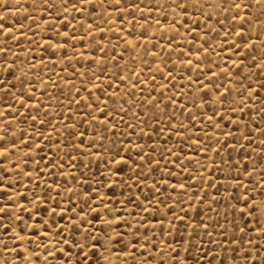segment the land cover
<instances>
[{
    "label": "snow or ice",
    "instance_id": "1",
    "mask_svg": "<svg viewBox=\"0 0 264 264\" xmlns=\"http://www.w3.org/2000/svg\"><path fill=\"white\" fill-rule=\"evenodd\" d=\"M141 2L142 0H31L27 4L34 12L42 11L47 17L43 31L51 29L61 42L43 40V43L50 46L53 50L51 55L56 56L57 60L61 59L59 53L64 51L62 60L67 63L62 70L72 68V78L77 75L84 77L81 88H76L70 80V91L75 89L76 96L81 91L86 92V103L81 107L95 112L84 111L70 117L57 113L62 120H71L70 123L63 124V131L58 127L59 122H54L55 116L52 119L47 118L51 115L50 104L37 98L33 91L35 85L26 79L27 74L17 63L22 57L11 47L13 41L16 42L15 48L20 47L17 31L26 36L27 33L22 31L24 26H17L13 22L8 27V17L0 15V37H6L0 41V120L3 121L0 123V264H51L49 257L55 259L57 253L62 258L61 264H108L109 256L113 252L110 245L125 241V233L132 239L123 244L124 255L134 264H150V261L151 264H264V0H167V7L175 13L171 17V23L169 15L164 14L152 24L149 21L152 20L154 11H162L164 5L157 0L151 6L145 4L141 7ZM17 5L20 8L25 7L24 4H19V0L12 5L7 0H0V8H4L6 12ZM86 12L92 20L91 24L81 19ZM193 12L196 13L195 16ZM70 13L76 15H71L69 19ZM113 13L118 14V20ZM144 13H148L144 17L145 23L139 25V28L144 29L143 32H138L135 25L130 31H124L119 26L115 29L122 33L118 37L123 45L119 57L105 48L103 39H97L95 33L103 36L104 30L96 23V16H101L105 25L110 26L115 22L123 26L127 24L129 16L136 20ZM177 16L182 18L177 20ZM56 17H59L58 21ZM24 18L31 20L32 24L38 23V17L34 18L31 13ZM72 21L80 25L79 30L83 36L74 34L77 28ZM212 21H215V25ZM181 29L185 31L182 33ZM28 30L31 31V27ZM213 33L216 42H212ZM85 38L89 40L83 45L88 51L87 57L84 51L72 48V42L83 41ZM152 38L155 42L149 48L147 41ZM30 42L40 47L37 41ZM69 48H72V56L66 51ZM138 48H143L144 56L151 58V63L147 59L136 62L138 57L133 54ZM27 51L30 50L25 49ZM44 52L48 54L49 48H44ZM173 52L179 53L181 58L179 65L174 64L172 70H169L168 62ZM228 52L231 53L230 58L220 56V53ZM100 53L103 55L98 57L97 54ZM125 53L132 56L134 66L131 68H128L127 61L121 67L120 61L124 59ZM165 54L168 55V60L162 59ZM216 56H220L219 61L212 59ZM73 58H76L77 63L85 58L89 61L88 65L82 64V68L91 74V81H88L85 71L77 72L75 64L72 63ZM111 61H115L117 73L110 74L106 67H99ZM160 63H163V68L159 66ZM209 63L211 66H208ZM153 65L156 67L153 68ZM92 66H97L98 71H93ZM141 66L152 81L147 93L144 89H139L143 96L142 103L133 99L136 92H132L130 96L125 92L124 96L128 98H121L122 103H110L113 97L120 96V92L117 90L109 93L104 87L105 78L112 80V76H115V80L107 88L115 86L118 89L117 82L128 89H136L138 85L148 88V81L141 74ZM125 70L128 75H122ZM156 75L168 81L171 87L160 84L158 90ZM181 75L187 82L184 92L178 85L172 84ZM130 77L135 78V83H132ZM95 81H100V84L97 85ZM52 87L55 88L56 85ZM92 89L99 94H94ZM173 89L180 101L187 95L193 108L203 109L208 103V97L212 103L218 105L211 109L210 115L201 113L203 120L198 122L204 124L206 121L205 127L210 130L211 135L202 127L200 131L205 134L195 143L197 153H203V159L210 160L213 166L209 170L207 163L201 164L194 157H189L188 163L184 164L181 160L183 152L177 155L173 149L165 147L160 152V158L165 161L163 169L167 173V179L157 180L152 174L161 169L160 161L156 157L160 150L149 145L148 141L156 144L168 132L179 134L181 130L190 131L183 121H178V128L170 126L177 117V111L180 115L190 111L187 103H177L173 96L166 95V92ZM152 93H156V96ZM197 93H202L199 104L191 99ZM42 94L51 101L52 97L47 90ZM65 100L66 103H61L60 108L67 109L69 113L72 112L69 105L80 104L79 100L69 99L67 96ZM161 105L164 107L161 108ZM137 107L140 112L133 111ZM170 108L177 111L169 114L167 110ZM149 111L153 115L149 116ZM161 112L168 117L166 127L159 126V121L163 119ZM253 112L259 117V122L250 119L249 114ZM125 116L129 119L125 120ZM146 116L149 119H145ZM188 120H197V117L192 114ZM21 123L27 124L31 132L21 128ZM77 123L80 127H77ZM153 123L157 125L155 129L152 128ZM137 128H140V134L137 133ZM54 133L64 138L59 142L61 151L65 147L71 149L68 152L70 159L65 163L70 169L81 173L79 177H72L78 183L83 184L86 181L83 180L81 167L74 163L72 152L77 157L95 160L103 158L105 171L111 173V176L106 175L103 180L95 181L101 188L112 190L113 186L119 187L122 182L120 173L124 171L123 166H126L130 179L134 181L141 195L148 189L155 190V193H160L165 198L161 200L156 195L151 198L143 196L141 203L136 204V200L140 199V196H136L126 202L118 201L121 209L117 210L111 203L105 202L99 189L91 186L89 191L83 193L72 188H65L64 193H61L59 189L63 184L55 181L49 184L47 179H43L33 155L37 149L39 152L48 149L51 153L49 145L52 144L51 137ZM254 133L262 138L256 148L252 147L256 143L252 138ZM134 135H138L139 139L134 140ZM24 149L28 150L27 153ZM210 152L215 155L209 157ZM234 152H239V160L234 159ZM256 155L259 156L258 160L254 159ZM173 156L175 159H171ZM41 159L44 157L41 156ZM193 163L199 165L195 169L199 175L191 171L189 166ZM32 164L37 167L27 171ZM80 164L91 170L84 160ZM169 164L176 167L179 173L187 171L188 179L197 183L172 184L171 181L177 179V176L168 168ZM59 167L58 160H49L47 164V168L53 171ZM209 171L210 176L206 175ZM34 174L35 179H43V195L29 189V185L34 182ZM253 176L257 178L252 179ZM246 178L248 182H245ZM67 179L64 175L65 182ZM148 179L154 181L151 188L148 187ZM25 180L27 183L22 188L21 184ZM123 183L128 184V181ZM142 184L143 188L140 187ZM157 184H161V188H157ZM229 184L232 185L231 188L228 187ZM36 187L39 188L40 185L37 184ZM190 187H195L198 191L190 193ZM208 188L215 189V195L210 194L206 190ZM221 188L225 191H221ZM177 189L180 190L178 203L177 199L166 195L168 192H176ZM52 191L58 196L65 195L67 198L63 203L69 204V207L65 208L60 201H54L49 195ZM81 199L87 211L80 206ZM97 201V206H91ZM54 202L56 207H53ZM221 202L227 205L225 214L214 207ZM44 205L47 207H42ZM200 205H205L215 216L209 215L200 219ZM129 206L148 213V217L136 221L135 228L125 215ZM76 208H79L78 212ZM69 211L74 213L75 218L67 215ZM153 211L160 215L153 217ZM46 214H51L50 222L44 219ZM56 215L61 220L66 218V222L59 224L55 219ZM152 219H155V224H152ZM176 222L182 224L187 235L169 245L165 237L171 238L173 231H180ZM97 224L106 226L103 228L102 239L98 235ZM157 227L161 235L158 237L159 243L153 245L151 235ZM77 234H80L79 238ZM205 237L206 242L211 245L209 248L204 247ZM149 246L153 248L152 253L147 251ZM73 251L78 253L75 261L72 259ZM137 253L144 258L142 261L137 260Z\"/></svg>",
    "mask_w": 264,
    "mask_h": 264
},
{
    "label": "rangeland",
    "instance_id": "2",
    "mask_svg": "<svg viewBox=\"0 0 264 264\" xmlns=\"http://www.w3.org/2000/svg\"><path fill=\"white\" fill-rule=\"evenodd\" d=\"M156 2H157V0H142L141 7H144L145 4H148L149 6H151V5L155 4ZM7 3L9 5L16 4V0H7ZM28 3H31V0H19V4H24L25 7L20 8L17 5L16 7H12L9 12H6L4 10V8H0V15L8 17V24L6 25L8 27H10L13 22H15L17 24V26H20V25L24 26L22 31L27 33L26 36L21 35L20 32L17 31V35L19 36V39H20V47L15 48V43H16L15 41L12 42L11 47L13 48L14 52H16L20 57H22L21 59H19L17 61V63L20 66H22L23 72L27 74L26 79L35 85V87L33 88V91L35 92L37 98L40 99L41 101H44V102L50 104L49 111H50L51 115H49L47 118L52 119L53 116H55L56 120L54 122H59L58 127L60 128L61 131H63V124L70 123L71 120L70 119L62 120L61 116L57 115V113H61V115L65 116V117H70L73 114H80L84 111H93L94 114H95V112L92 109H87V108L81 107L82 104L86 103V101L84 100V97L87 95L86 92L81 91L80 95L76 96L75 89L70 91L71 84L69 83V81L71 80L72 83L75 84L76 88H81V82L84 81V77L77 75L76 78H72V72H73L72 68H67V70H62L64 65L67 63V61L62 60V57L64 55V51H61L59 53L61 59L57 60L56 56L51 55L53 50L50 48V46L45 45L43 43V40H54L57 43H59L61 41L59 40V38L56 37V33L54 31H51V29H49L48 31H43L44 20L47 19V17L45 16V14L42 11L37 13V12H34L32 9L28 8L27 7ZM160 3L164 5L163 10L162 11H154L153 18L151 21H149V24L154 23L156 18H159V17L163 16L164 14L169 15V17H170L169 23H171V17L173 15H175V13L173 12V10L171 8L167 7V0H160ZM28 13H31L34 18L38 17V23L37 24H32L31 20H26L24 18ZM71 15H76V14L70 13L69 19H71ZM146 15H148V13L141 14L140 16H138L136 18V20H133L132 17L129 16L127 18V20H128L127 24H125L123 26L118 25L115 22L110 26L105 25L103 22V18L101 16H96L95 17L96 23L100 24L102 30H104V35L101 36L99 33H95V35H96L97 39H103L104 40V46L110 53H112L116 57H119L121 54L123 45L121 43V40L118 39V37H120L122 35V33L117 32L115 29L119 26V27H122L124 31H130L132 26L135 25L138 32H143L144 29L139 28V25L145 23L144 17ZM193 15L195 16L196 13L193 12ZM113 16H115L117 20L119 19L118 14L113 13ZM181 18H182L181 16L176 17L177 20H179ZM81 19L84 21H87L88 24L92 23V20L88 18L87 12L85 13V16L82 17ZM221 19H223V18L221 17ZM56 20L58 21L59 17H56ZM72 23L76 24V28H77V30L74 34L77 35L78 37L83 36V33L79 30L80 25L76 21H72ZM212 23H213V25H215V21H212ZM178 26L179 25L177 24V27ZM29 27H31V29H32L31 31L28 30ZM109 27L111 28V30H107ZM229 27H231V25H229ZM65 30L71 31L70 29H65ZM14 31H16V30L14 29ZM184 31H185L184 29H181L182 33ZM33 33H35V35H33ZM157 35H159V34H157ZM212 37H213L212 42H216L215 33L212 34ZM4 39H6V37H0V41H3ZM32 40L37 41V44H39L40 47H37L36 45L32 44L30 42ZM109 41H111V43H109ZM88 42H89V40L87 38H85L83 41L72 42V48H75L79 51H84L85 57H87L88 51H87V49H85L83 47V45L87 44ZM154 42H155L154 38L149 39L147 41L148 47L151 48V46ZM174 47H175V45H174ZM44 48H49L48 54H45ZM72 48L66 49V51L68 52V55H70V56H72V54H73ZM25 49H29L30 51L25 52ZM189 51H191V48L189 49ZM217 51L219 52V49H217ZM9 55L11 57V53ZM97 55L99 57V55H103V53H100ZM133 55L138 57V59L136 61L137 63H140L142 60H145V59H147L148 63L152 62L151 58H146L144 56L143 48H138ZM220 56L230 58L231 53L230 52L220 53ZM220 56L212 57V59L219 61ZM33 57H35L36 59L33 60ZM180 58L181 57H180L179 53L173 52L172 58L168 62V69L172 70V67L174 64L179 65ZM162 59L168 60V55L165 54L162 57ZM29 61H31L32 63L30 64ZM41 61H43V64H41ZM126 61H127L128 68H131L134 66L132 63V56H130L128 53H125L124 59H122L120 61L121 67L124 66ZM9 63H11V58L9 59ZM72 63L75 64L76 70H77V72H79V71H85L84 68H82V64L88 65L89 61L85 58L81 61V63H77L76 58H73ZM114 65H115V61H111L108 64H101V65H99V67H106L109 70L110 74L111 73H117L118 70ZM159 66L161 68H163V63H160ZM208 66H211V64L209 63ZM249 66H251V62H249ZM155 67H156V65H153V68H155ZM92 68H93V71H98L97 66H92ZM33 72L35 73L34 75H33ZM53 73H55V74H53ZM141 74H142L143 79L148 81V88H145L144 85H138L136 89H128L124 84H120L119 82H117L119 84L118 89L115 86L113 88H107V85L109 83H112L113 80H115V76H112V80L105 78L104 87L107 89V91L109 93L117 91V90H119V92H120V96L113 97V100L110 103H114L115 101H120L122 103L121 98H123V99L128 98V97L124 96L125 92H128L129 96L131 95L132 92H136V96L133 97V99H135L137 101V103H142L143 96L140 94L139 89H144V92L147 93L148 89L152 85V81L149 79V74H145L143 72L142 66H141ZM122 75H128V71L125 70L122 73ZM174 75H175V73H174ZM85 76L87 77L88 81H91V74L90 73L85 71ZM49 77H50V79H49ZM22 78H24V77H22ZM193 78L195 79V77H193ZM130 79L132 80V83H135L134 77H130ZM155 79L157 82L156 87L158 90H159L160 84H165L167 87H171V85L168 84V81L164 80L160 75H156ZM254 79H255V77H254ZM95 83L97 85H99L100 81H95ZM185 83H187V82L183 79L182 75L177 76V79L172 81V84L178 85L182 92L186 91L184 89ZM52 85H56V87L53 88ZM89 87H90V85H89ZM37 89H39V91H37ZM57 89H59V91ZM45 90H47L49 95L52 97L51 101L48 100L47 96H44L42 94ZM92 91L94 92V94H97V95L99 94V93L95 92V89H92ZM61 92L63 93V95H61ZM152 95L156 96V93H152ZM166 95L173 96L174 99L177 101V103H187L188 107L190 109V111L184 112L183 115H180L179 111H177L174 108L168 109L167 111L169 112V114H171L172 111H177V117L172 120V123L170 126L174 129L178 128L179 127L178 121H183L185 124L188 125L190 131L185 132V131L181 130L179 132V134H174V133L168 132L167 135H164L161 138H159L158 142L156 144H152V141H148L149 145H151L152 147L159 148V150H160L156 153V157L160 161L161 169L159 172H154L152 175L155 176V178L157 180L167 179V173L164 172V169H163V165H164L165 161L160 158V152H162L165 147L173 149V151L177 155H179L181 152H183V156L181 158L182 163L187 164L188 158L194 157V159L200 161L201 164L207 163L209 170H211L213 163L210 160H204L203 159V155H204L203 153H197L196 148H195V143H196V140L199 139L200 136L205 134L204 132L200 131V129L202 127L205 129V132H208V134L211 135L210 130L205 127V124L207 122L205 121L204 124H201L198 122V121L203 120V116L201 115V113L206 112L207 114L210 115L211 109L218 107V105H216L215 103H212L211 98L208 97V98H206L208 100V103L205 104L204 108L198 109V108L192 107L191 103L189 102V97L187 95L184 97L183 101H180L179 96H177L175 94V89H173L172 91L166 92ZM200 95H202V93H197L195 96H192L191 99L196 100L197 104H199L200 103V100H199ZM65 96H67L69 99H76V100L80 101V104L73 103V104L69 105V107L72 109L71 113H69L67 111V109L62 110L60 108L61 103H66ZM158 98L159 97H157V99ZM90 99H91V97H89V100ZM124 107H129V106L124 105ZM163 107L164 106L161 105V108H163ZM147 110L148 109H146V111ZM133 111L134 112H140V108L137 107ZM157 111H159V110H157ZM192 114H195V116L197 117V120H193V121L188 120L189 115H192ZM141 115L143 116V113H141ZM151 115H153V113L151 111H149V116H151ZM160 115L163 117V119H161L159 121V126L160 127H166L168 117L165 116L163 112H161ZM249 117L251 120H255L256 122H259V117H257L255 115V112L249 114ZM144 118L149 119L148 116H146ZM127 119H129V117L125 116V120H127ZM0 123H3V121L0 120ZM29 123H31V122H29ZM193 125H195V128H193ZM20 127L31 132V128H29L27 124L21 123ZM77 127H80L79 123H77ZM156 127H157V125L155 123H153L152 128L155 129ZM81 130H83V129H81ZM228 130H232V129H228ZM100 131L103 132V129H100ZM145 131H147V129H145ZM166 131H167V129H166ZM137 133L140 134V128H137ZM86 136H88V133H86ZM252 138H254L256 141V143L253 144L252 147L256 148V146L260 143L262 138L259 136L258 133H254ZM51 139H52V144L49 145V149H51V153H49L48 149H46L44 152H39V150L37 149V150H34L33 155H35V159L39 165V171L41 172L43 179H47L49 184H52L53 181H55L56 183L63 184V187H61L59 189V191L61 193H64L65 188H72L74 191L78 190L81 193H83V192L89 191L90 190L89 186H91L93 188L99 189V191L102 194V197L105 199V202L111 203L112 206L117 210L121 209V205L117 203L118 201H125L126 202L128 199H134L136 196H140V199L136 200V204L141 203V201L143 200V196H148L149 198H151L153 195H156L161 200H163L165 198L164 195H161L160 193H155V190L149 191L148 189H145V192L143 193V195H141L140 190L135 187L134 181H132L130 179L129 170L126 166H123L124 171L120 173V176L122 177V182H121L119 187L113 186L112 190H108L106 188H101L100 185L95 183V181L96 180H103L106 175L111 176V173H107L105 171L103 158L101 160H95V159H88V158L83 157V156L77 157V154L75 152H72V157L75 158L74 163H76L77 165H79L81 167V169L83 171V180L86 181V183H83V184L78 183V181L72 179V177L73 176L79 177L81 175V173L75 171L74 169H70L68 167V165L65 163L66 160L70 159V157L68 156V152H70L71 149L65 147L62 151L60 150L59 142L64 139L63 137H58L54 133L52 135ZM113 139H115V137H113ZM133 139L138 140L139 136L134 135ZM145 139H147V137H145ZM30 142L34 143L32 141H30ZM212 142L214 143V141H212ZM44 143L47 144V141H45ZM107 143H110V141ZM233 143H234V141H233ZM27 151H28L27 149H24L25 153H27ZM93 151H95V149H93ZM241 151H243V150H241ZM247 151H251V149H247ZM257 151H258V149H257ZM165 155L167 156V153H165ZM208 155H209V157H212L215 154L210 152ZM222 155H226V153H222ZM41 156L44 157L43 160L41 159ZM233 156H234L235 160L240 159L239 152H234ZM25 158H27V157H25ZM171 159H175V156L171 157ZM216 159L218 160L219 157H217ZM254 159L258 160L259 156L256 155L254 157ZM49 160H51V161H57L58 160L60 167L56 168L54 171L47 168V164H48ZM81 160H84L85 163H88L90 165L91 170H89V168L83 167V165L80 164ZM29 163L31 164V161H29ZM9 167H11V165H9ZM36 167H37L36 164H32L31 168L26 169V170L32 171V169H35ZM189 167H190L191 171L193 172V174L199 175V173H196V171H195V169L197 167H199V165H196L195 163H193ZM241 167H243V164L241 165ZM168 168L172 171V173H174L177 176V179H173L171 181L172 184H177L179 182H185V183H188L190 185H194L195 183H197L194 181H190L188 179L189 173L187 171L183 172V173H179V172H177V168L173 167L171 164L168 165ZM98 169H99V172L97 171ZM62 172L64 173V175L67 176V178H68L67 182H65V180H64V175H61ZM45 174H47V175H45ZM206 175L210 176L211 171H209V173H206ZM256 178H257L256 176L252 177V179H256ZM17 179H18V177H17ZM43 179H35V174H34V182L29 185V189H31L32 191H35V192H40L43 195L44 188H45V185L43 183ZM123 181H128V184L123 183ZM153 182L154 181L152 179L147 180V184H148L149 188H151V185ZM245 182H248L247 178L245 179ZM24 183H27V181L25 180L22 182V184H21L22 188H23ZM37 184L40 185L39 188L36 187ZM129 184H131L132 186L130 187ZM156 186H157V188H161V184H157ZM140 187L143 188L144 185L142 184ZM228 187L231 188L232 185L229 184ZM25 190H28V189H25ZM206 190L210 194L215 195V189L208 188ZM193 191H198V189H196L195 187H190L189 192L191 193ZM221 191H225V189L221 188ZM233 191H234V189H233ZM49 195L54 198V201H60L62 203L63 207H65V208L69 207V204L63 203V201H65L67 198L65 195L58 196L55 191L50 192ZM69 195H71V193H69ZM166 195L170 196L172 199H177V197L180 195V190L177 189L176 192H168ZM201 195H203V193H201ZM178 202L179 201L177 199V203ZM153 203H155V201H153ZM169 203L171 204V200H169ZM98 204H99V201H97L95 204H93L91 206L94 207V206H97ZM80 206L85 207V205L83 203V199L80 200ZM42 207L46 208L47 206L44 205ZM53 207H56L55 202L53 203ZM180 207L183 208V205H181ZM214 207H216L222 214H225V208L227 207V205L224 202H221L219 205H214ZM200 208L202 210L200 219H205L209 215L215 216V213L209 212L205 205H200ZM85 210L87 211V207H85ZM57 211H59V210H57ZM76 211L78 212L79 208H76ZM230 211L231 210L229 209L228 212L230 213ZM128 213H131V215H128ZM137 213H139V216H137ZM180 214L183 215L182 212ZM67 215L73 216V218H75L74 213L72 211H69ZM92 215H95V214L93 213ZM125 215L127 216L128 221L132 224L133 228H135L137 226L136 221L138 219L143 220L144 218L148 217V213L143 212L139 208H133L131 206L128 207ZM159 215L160 214L156 211H153V213H152L153 217H157ZM50 216H51V214H46V215H44V219L49 220V222H50ZM219 218L220 217H217V219H219ZM229 218L231 219V216H229ZM25 219H27V218H25ZM55 219L57 220V222L59 224H64L66 222V218H65V220H61L59 215H56ZM109 219H111V217H109ZM151 222H152V224H155V219H152ZM52 227H53V232H55V230H56L55 226L53 225ZM104 227H106V226H101V225L97 224V232H98V235L100 236L101 239L104 236V231H103ZM176 227L180 229L179 232L173 231L171 238L165 237V239L168 241L169 245L174 243L177 240H180L181 237H185L187 235L186 232H184L183 226L180 222H176ZM142 231H143V229H142ZM79 235L80 234H77V238H79ZM160 235H161V233L159 232V229L157 227V229L151 235L153 245L159 243L158 237H160ZM114 239H115V237H114ZM129 239H132V237L128 236L127 233H125V241L121 242L120 244L110 245V247H112V249H113V252L109 256L108 264H134V262L130 258H128L124 255L125 249L123 247V244L126 243V241ZM204 239H205L204 247L205 248L211 247V245H209L206 242L207 237H205ZM73 242L75 243V240ZM161 247L166 248L167 246L161 245ZM147 251L149 253H152V251H153L152 246H149ZM89 254L91 255V253H89ZM77 255H78V253L76 251H73L72 259L74 261H75ZM49 259L51 261V264H61V261H62V258L59 256L58 253H57V257L55 259H53L52 257H49ZM143 259L144 258L141 257L139 253H137V260L142 261ZM150 264H151V261H150Z\"/></svg>",
    "mask_w": 264,
    "mask_h": 264
}]
</instances>
